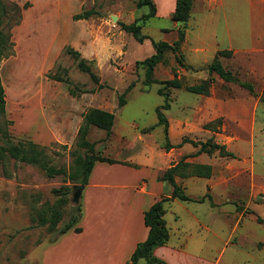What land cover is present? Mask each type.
<instances>
[{
	"label": "rangeland",
	"instance_id": "obj_1",
	"mask_svg": "<svg viewBox=\"0 0 264 264\" xmlns=\"http://www.w3.org/2000/svg\"><path fill=\"white\" fill-rule=\"evenodd\" d=\"M3 1L7 7L3 26L11 34L13 47L12 54L0 61V77L6 93V115L12 121L10 130L15 141L32 140L45 146L50 163L71 172L77 168L78 156L84 157L88 151L79 145L84 115L92 108H100L115 113L117 128L120 123L126 127L123 134L126 150L117 147L116 139L113 141L114 136L120 138L118 129L108 136L104 129L91 125L87 139L94 143V152L106 156L119 154L118 157H127L133 163H149L150 154L157 150L164 137L163 126L157 125L156 113V108L165 103V97L158 92L164 85L146 84L145 66L137 62L155 53L153 40L173 43L178 39L182 25L172 20L173 13L160 14L154 0L157 13L142 27L149 38L140 43L119 24L132 23L149 12L148 6L138 7V0ZM92 8L97 14L90 19L74 20L75 14ZM69 47L88 59L100 77L98 83L78 68ZM180 52L183 54L182 44ZM184 68L188 69L170 50L156 66L153 77L163 81L177 76L185 84H191L192 80L183 74ZM58 75L69 78L71 84L54 78ZM132 82L135 85L125 95L126 103L120 106L119 99ZM165 91L169 92L170 103L172 105L173 100L174 105L173 109L164 110L168 118L179 114L178 104L197 98L185 88L174 90L171 87ZM258 117L256 156L258 163L263 164L264 105ZM208 140L212 147L215 142ZM78 185L81 184L72 183L64 175L50 177L36 165L14 158L0 159V264H40L33 251L38 243L55 238L77 211L81 203ZM66 186L71 189L68 201L62 204L60 200ZM241 205L240 212L264 225V192L248 205L241 200ZM53 209L61 211L62 220L55 229L41 226L40 219L50 215ZM230 211L237 209L226 206L225 213ZM225 229L227 236V226ZM256 238L260 242L243 240L245 248L239 246L240 251L233 247L227 249L224 261L232 262L238 254L247 257L244 251H250L256 264H264V229L252 237L255 241ZM239 239L235 236L234 240Z\"/></svg>",
	"mask_w": 264,
	"mask_h": 264
},
{
	"label": "crops",
	"instance_id": "obj_2",
	"mask_svg": "<svg viewBox=\"0 0 264 264\" xmlns=\"http://www.w3.org/2000/svg\"><path fill=\"white\" fill-rule=\"evenodd\" d=\"M156 2L160 14L175 10L176 0ZM222 50L232 52L221 57L223 65L252 83L255 93L209 73L206 68ZM182 51L188 66L183 74L192 80L188 85L209 77L214 81L209 94L194 93L195 101L178 104L179 114L168 118L175 146L166 149L164 134L149 163H133L119 154L108 155L119 162L97 161L81 196L82 230L36 246L33 256L40 264H131L138 243L149 234L145 211L163 196H172L173 185L159 177L184 157L189 163L210 165L212 173L198 176L183 169L176 182L194 199L210 197L166 202L170 238L156 248V256L168 264H256L250 251L232 262H225L224 255L230 247L245 248L243 240L260 242L252 237L264 229L256 218L239 211L241 200L248 205L264 192V162L259 164L256 156L258 111L264 105V0H195ZM173 107L172 100L168 110ZM119 126L115 120L113 130L118 129L120 138L114 136L113 141L124 151L126 127ZM184 138L202 142L211 138L236 157L222 155L219 149L199 152L201 145L182 143ZM226 206L237 211L226 214ZM235 236L240 239L235 241Z\"/></svg>",
	"mask_w": 264,
	"mask_h": 264
},
{
	"label": "trees",
	"instance_id": "obj_3",
	"mask_svg": "<svg viewBox=\"0 0 264 264\" xmlns=\"http://www.w3.org/2000/svg\"><path fill=\"white\" fill-rule=\"evenodd\" d=\"M195 0H176L175 11L172 14V20L182 25L178 29V39L173 43L167 41H154L153 46L155 48V53L150 57L144 59L143 61L137 62V65L142 64L145 66V82L146 84H152L154 82L162 83L164 86L159 88L158 92L165 97V103L159 105L156 108V113L158 116V124L162 125L165 134V147L166 149H171L175 145L172 144L169 137V120L164 112L171 107L170 94L165 91V89L173 88H185L187 91L198 93V94H209L210 87L212 84L213 77L202 80L200 83L188 85L185 84L177 76L173 79L158 81L153 75L156 66L164 60L167 51H172L178 60V62L185 67H188L184 63V55L180 52L181 44L186 38V31L188 27V22L192 16ZM138 7H149V12L143 14L141 17L135 19L132 23L119 22L121 29L132 34L134 38L143 43L149 38L143 33L142 27L143 23L151 17H154L157 13V7L154 0H138ZM7 14V7L3 0H0V61L12 54L13 41L11 39V34L5 30L3 26V17ZM97 14V11L92 9L83 10L81 13L74 15V20L90 19L93 15ZM69 53H71L77 60L78 68L88 73L95 82L100 81L99 75L94 71L92 64L81 55V52L74 49L68 48ZM232 52L229 50L219 51L212 63L206 68L209 73H217L222 79L228 82L237 83L247 89L252 93H255V87L252 83L243 81L237 74L233 73L230 69L226 68L221 62L222 56H231ZM54 78L62 81H66L71 84L69 78H64L60 75ZM135 82H132L125 93H123L119 99V105L123 106L126 103L125 95L132 89ZM75 94V90H71ZM116 115L112 111H108L100 108H92L87 111L84 115V123L79 131V145L86 148L88 151L84 157L78 156V165L75 170L68 172L65 167H57L52 165L47 158L45 146H42L32 140H18L15 141L14 136L10 130L12 121L7 118L6 115V93L5 88L0 77V159L5 160L8 158H14L18 161L33 164L40 167L46 172L50 177L57 175H64L72 183H78L81 185H87L89 183V178L97 161H107L110 163L119 162L118 160L106 156L103 154H97L94 152V143L87 139L89 129L91 125L97 126L104 129L107 135L110 136L113 131V126L115 123ZM153 128V127H151ZM213 141V140H212ZM191 142L195 146H200L199 152L212 153L214 150L219 149L220 153L225 156L236 157L234 153L226 151L225 146H219L214 144L212 147L210 145L211 140L205 142L190 140L184 138L182 143ZM181 145V144H180ZM214 148V149H213ZM185 169L192 175L207 176L210 177L212 173V167L206 164H194L185 161V157L176 164L175 166L167 169L163 175L159 177L160 180L168 181L173 185L172 196H163L161 199L157 200L148 210L145 211V223L149 227V234L146 240L138 243L134 253L131 256V264H140L144 261L145 264H168L165 260L159 258L155 254L157 247L164 245L168 242L170 238V231L166 223V202L172 198H180L181 200H193V201H205L210 195H206L199 199H194L190 197L185 189L176 182L175 177ZM70 187L66 186L64 189V196L61 198L60 203L64 204L68 201V194L70 192ZM77 211L73 212L69 220L62 226L59 230V234L50 240V242L55 241L60 235L70 231L75 230L77 232L81 231L82 228L79 226L80 219L82 217V204L77 206ZM63 214L60 210H52L49 215H44L39 224L41 226L48 225V229H55L58 223L62 220ZM261 221L262 218L258 217ZM41 243V242H40ZM38 243V245L40 244Z\"/></svg>",
	"mask_w": 264,
	"mask_h": 264
},
{
	"label": "water",
	"instance_id": "obj_4",
	"mask_svg": "<svg viewBox=\"0 0 264 264\" xmlns=\"http://www.w3.org/2000/svg\"><path fill=\"white\" fill-rule=\"evenodd\" d=\"M84 188H85V185H78V190H79L78 199L79 200L81 199Z\"/></svg>",
	"mask_w": 264,
	"mask_h": 264
}]
</instances>
